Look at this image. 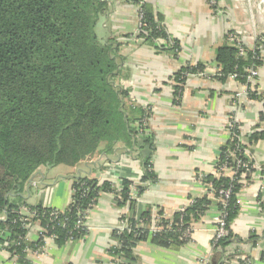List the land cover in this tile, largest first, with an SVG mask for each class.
Returning <instances> with one entry per match:
<instances>
[{
	"label": "trees",
	"instance_id": "16d2710c",
	"mask_svg": "<svg viewBox=\"0 0 264 264\" xmlns=\"http://www.w3.org/2000/svg\"><path fill=\"white\" fill-rule=\"evenodd\" d=\"M114 1L118 0H0V244L6 242L5 249L20 264H28L25 249L35 251L43 247L46 238H52L57 247L82 239L87 228L76 223L93 208L102 193L113 194L118 207L127 204L131 209L134 204L130 181L123 180L117 191L107 181L75 178L70 203L55 220L50 218L55 209L41 205L31 208L34 217L30 224L38 221L44 232L37 240L28 241V229L23 222L27 216L19 214L20 202L11 200L13 192L20 191L39 167H74L100 149L108 153L116 143L129 144L143 133L145 110L128 104V90L116 85L122 76L124 60L121 44L98 38L100 18ZM125 2L137 7L141 15L142 26L137 29L136 38L176 56L177 40L168 34L162 18L153 13L145 0ZM232 33L228 31L224 43L215 50L218 69L215 77L222 83L233 77L247 86L248 100L264 102V94H258L257 87L247 83L248 69L262 65L264 36L257 39L253 48L244 46V55H239L230 43ZM164 42L168 45L170 42L171 48ZM202 70L199 64L185 65L173 74L174 103L187 75ZM238 135L235 125L216 158L215 171L226 163L234 169L237 159L247 162L245 148L264 141V103L245 142L238 141ZM148 139L142 141L146 143ZM144 159L140 179L143 185L135 186L136 196L143 192L146 182L156 178L150 155ZM240 172L231 177L224 173L197 176L211 197L194 199L169 217L161 210L150 209L137 219L123 217L121 220L129 223L130 231L112 232L111 238L117 245L110 247L108 253L122 264H133V250L138 242L149 241L163 248L185 245L191 240L193 224L215 204L217 210L225 213L227 234L217 241L212 239L210 259L215 257L216 264H222L226 248L233 242H244L230 231L238 214L236 196L249 180V174L242 177ZM221 190H230L225 204L219 200ZM261 202L264 210V200ZM152 219L154 230L149 229ZM253 238L252 235L249 239Z\"/></svg>",
	"mask_w": 264,
	"mask_h": 264
},
{
	"label": "crops",
	"instance_id": "0c3cea01",
	"mask_svg": "<svg viewBox=\"0 0 264 264\" xmlns=\"http://www.w3.org/2000/svg\"><path fill=\"white\" fill-rule=\"evenodd\" d=\"M125 1L109 3L97 32L100 41L112 39L121 44L124 60L122 76L116 85L128 90V104L145 110L143 133L129 144L116 143L108 153L100 149L74 167H39L20 191L13 192L11 200L20 202L19 214L23 216H28L37 205L63 211L70 203L73 179L87 177L107 181L117 191L123 180L130 181L134 204L131 209L127 204L118 207L113 194L102 193L88 211L87 231L82 239L57 247L46 238L42 253L26 255L28 264H122L108 253L110 247L117 245L111 235L119 221L123 217L137 219L149 209L161 210L169 217L206 195L197 176L215 174V161L229 139L230 125L238 126L245 142L263 110V101L248 100L247 95L236 96L244 92V85L232 78L222 83L215 77L218 71L215 50L224 43L228 31L241 37L247 48H253L258 39L244 35L247 27L241 20L244 11L240 9V0H219V9L210 7L206 0H145L153 13L162 18L168 34L177 40L176 56L136 38L138 8ZM262 46V65L253 83L258 94H264ZM197 64L203 70L187 75L174 103L173 74L185 65ZM143 138L149 141L145 143ZM147 155L156 178L146 182L143 192L136 196L135 186L143 185L140 179ZM244 156L253 171L236 196L238 214L230 225L231 234L244 242H233L226 248L224 263L264 264V210L260 206L264 200V141L247 146ZM224 175L232 176L230 171ZM216 213L217 206L210 205L193 224L191 240L180 247L163 248L149 241L138 242L133 250V264H199L204 259H209L210 264ZM154 228L152 219L149 229ZM252 235L254 238L250 240ZM35 239L34 230L28 232L27 240ZM0 264L20 263L0 247Z\"/></svg>",
	"mask_w": 264,
	"mask_h": 264
},
{
	"label": "built area",
	"instance_id": "2783aa9c",
	"mask_svg": "<svg viewBox=\"0 0 264 264\" xmlns=\"http://www.w3.org/2000/svg\"><path fill=\"white\" fill-rule=\"evenodd\" d=\"M207 3L210 7H215V4H216V1L215 0H207ZM137 29L139 30L141 28V15L139 14L138 16V25H137ZM230 43H232L237 51H238V54L239 55H244V44H243V40L241 37H239L236 33H232L230 35ZM163 45H165L166 47L168 48H171V43L169 42V45L164 42ZM218 72V71H217ZM216 72V74H217ZM248 76H247V83H250L251 86H253V83L255 81V79L257 78L258 76V69L255 68V67H251L250 69H248ZM233 78V77H231ZM172 82H173V78H172ZM245 86V85H244ZM247 94V86H245V89H244V92L243 93H238L236 96L237 97H241L242 95H246ZM234 127V125H230V130H232ZM144 130V129H143ZM237 140L242 142V134L239 133L238 137H237ZM227 171H230L232 176L235 175L238 171H241L240 172V176L242 177H245L246 175H250L251 172L253 171V167H252V164H250L248 161H243L241 159H237L235 161V166H234V169H232L230 167V165L227 163L226 164H223L221 166V168L217 171H215V175H218L220 173H225ZM131 190L134 189V187L132 186L130 188ZM205 193L206 195H209L211 196V193H209L207 190H205ZM218 196H219V200L222 204H225V201L226 199L230 196V190H221L218 192ZM115 199V198H114ZM223 208H224V205H223ZM89 211V210H88ZM88 211L85 212V215L84 217H80L79 220L77 221V226H85V220H86V216L88 214ZM59 215V211L58 210H52L51 211V214H50V218L55 220ZM34 217V213H29V215L23 219V222H24V227L26 229H28V232L34 230L35 232V235H36V239H38V237L43 234L44 232V229L39 225L38 221L35 222V224H30V219ZM224 218H225V213L223 210H217V213L215 214V217L213 218V222H214V235H213V240L214 241H217L218 239L226 236L227 234V231L225 229V224H224ZM123 230H127V231H130V225L129 223L126 221V220H120L118 225H117V231L119 232H122ZM193 231V230H192ZM189 232V230L187 231ZM192 234V232H191ZM191 238V236H190ZM48 239H51L53 240L52 238H48ZM34 240V241H35ZM45 240V239H44ZM0 247L1 248H6L7 247V243L4 242L3 244H0ZM44 249V245L43 247H37L35 251H33L32 249L30 248H26L25 249V252L26 254H39V253H42ZM199 264H209V259H204L202 260ZM222 264H225L224 262Z\"/></svg>",
	"mask_w": 264,
	"mask_h": 264
},
{
	"label": "rangeland",
	"instance_id": "374dc122",
	"mask_svg": "<svg viewBox=\"0 0 264 264\" xmlns=\"http://www.w3.org/2000/svg\"><path fill=\"white\" fill-rule=\"evenodd\" d=\"M215 1V7L217 6L219 9V0ZM239 5L240 9L243 8L244 11V13H241V20H244V26L247 27L246 33H244V35L249 36L250 38L255 37V40L260 36H264V11L261 12L258 10V0H240Z\"/></svg>",
	"mask_w": 264,
	"mask_h": 264
},
{
	"label": "bare ground",
	"instance_id": "6f19581e",
	"mask_svg": "<svg viewBox=\"0 0 264 264\" xmlns=\"http://www.w3.org/2000/svg\"><path fill=\"white\" fill-rule=\"evenodd\" d=\"M258 10L259 11H264V0H258ZM258 13H260V12H258ZM253 18V17H252ZM259 19V18H258ZM260 22V21H259ZM263 22V21H262ZM263 25V24H262Z\"/></svg>",
	"mask_w": 264,
	"mask_h": 264
},
{
	"label": "water",
	"instance_id": "95a60500",
	"mask_svg": "<svg viewBox=\"0 0 264 264\" xmlns=\"http://www.w3.org/2000/svg\"><path fill=\"white\" fill-rule=\"evenodd\" d=\"M216 263H217V259L215 257L211 258L210 264H216Z\"/></svg>",
	"mask_w": 264,
	"mask_h": 264
}]
</instances>
